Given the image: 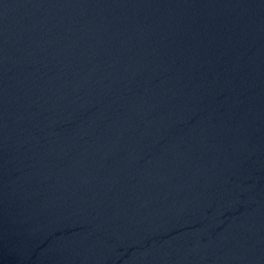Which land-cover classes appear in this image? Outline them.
Listing matches in <instances>:
<instances>
[{"label":"water","instance_id":"water-1","mask_svg":"<svg viewBox=\"0 0 264 264\" xmlns=\"http://www.w3.org/2000/svg\"><path fill=\"white\" fill-rule=\"evenodd\" d=\"M0 264H264V0H0Z\"/></svg>","mask_w":264,"mask_h":264}]
</instances>
